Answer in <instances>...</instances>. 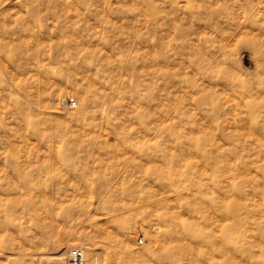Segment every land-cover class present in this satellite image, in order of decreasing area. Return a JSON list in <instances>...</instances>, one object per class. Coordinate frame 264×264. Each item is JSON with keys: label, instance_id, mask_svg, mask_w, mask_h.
<instances>
[{"label": "rangeland", "instance_id": "rangeland-1", "mask_svg": "<svg viewBox=\"0 0 264 264\" xmlns=\"http://www.w3.org/2000/svg\"><path fill=\"white\" fill-rule=\"evenodd\" d=\"M0 61V264H264V0H0Z\"/></svg>", "mask_w": 264, "mask_h": 264}, {"label": "built area", "instance_id": "built-area-1", "mask_svg": "<svg viewBox=\"0 0 264 264\" xmlns=\"http://www.w3.org/2000/svg\"><path fill=\"white\" fill-rule=\"evenodd\" d=\"M74 101L70 98H64L62 100V104L64 105H72ZM139 243H143V238L139 237L137 240ZM67 257L70 264H90L93 261L98 260V255L94 254V257L91 258V260L87 259L86 256V249L81 246H73L67 249Z\"/></svg>", "mask_w": 264, "mask_h": 264}, {"label": "bare ground", "instance_id": "bare-ground-1", "mask_svg": "<svg viewBox=\"0 0 264 264\" xmlns=\"http://www.w3.org/2000/svg\"><path fill=\"white\" fill-rule=\"evenodd\" d=\"M225 5V4H224ZM234 19V18H233ZM3 50V49H2ZM207 56V55H206ZM1 62V61H0ZM2 63V62H1ZM2 64H4V63H2ZM185 64V63H184ZM6 73V72H5ZM6 75V74H5ZM25 75H26V72H25ZM21 78V77H20ZM25 78V77H24ZM27 78V77H26ZM22 79H23V77H22ZM19 80H21V79H19ZM26 82V81H25ZM28 82V81H27ZM29 83V82H28ZM22 84V83H21ZM26 86H28L29 87V85H27V83H26ZM25 86V87H26ZM27 88V87H26ZM11 111V110H10ZM250 123V122H249ZM232 129H233V127H232ZM254 146V145H253ZM225 148V147H224ZM254 168V167H253ZM256 168V167H255ZM86 256H87V252H86Z\"/></svg>", "mask_w": 264, "mask_h": 264}, {"label": "water", "instance_id": "water-1", "mask_svg": "<svg viewBox=\"0 0 264 264\" xmlns=\"http://www.w3.org/2000/svg\"><path fill=\"white\" fill-rule=\"evenodd\" d=\"M246 63H248L247 59L245 60Z\"/></svg>", "mask_w": 264, "mask_h": 264}]
</instances>
